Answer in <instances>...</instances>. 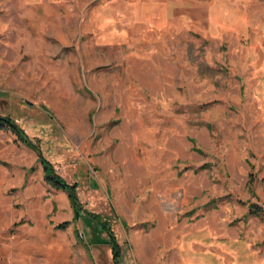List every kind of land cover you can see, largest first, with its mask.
I'll return each mask as SVG.
<instances>
[{"label":"rangeland","instance_id":"1","mask_svg":"<svg viewBox=\"0 0 264 264\" xmlns=\"http://www.w3.org/2000/svg\"><path fill=\"white\" fill-rule=\"evenodd\" d=\"M190 1L156 26V0H0V115L110 223L120 264H264L256 27L238 34L236 0ZM91 220L0 129V264H113Z\"/></svg>","mask_w":264,"mask_h":264},{"label":"trees","instance_id":"2","mask_svg":"<svg viewBox=\"0 0 264 264\" xmlns=\"http://www.w3.org/2000/svg\"><path fill=\"white\" fill-rule=\"evenodd\" d=\"M0 129L9 130L16 137V140L30 147L35 152L37 161L40 163L42 168L44 182L50 185L52 188L66 193L72 207V222H78L81 219L82 222L86 225V223L88 222L87 220L93 219L96 226L95 231L99 230L103 232L107 237V241L111 249L113 264H120L121 249L110 226V223L106 219H103L100 214L90 211L84 207L77 195V184L67 182L56 172L53 164L43 155L38 139L32 140L26 134L24 129L10 115H0ZM247 212L249 215L260 217L264 221V209L259 204H249ZM69 222L70 221L65 220L59 225H56V228H66ZM92 238L93 236L90 235L88 239L90 243L94 241L92 240Z\"/></svg>","mask_w":264,"mask_h":264},{"label":"crops","instance_id":"3","mask_svg":"<svg viewBox=\"0 0 264 264\" xmlns=\"http://www.w3.org/2000/svg\"><path fill=\"white\" fill-rule=\"evenodd\" d=\"M182 1L184 3V11H183L184 13L181 12V13H178L177 15L176 13H174V11L176 10V7L171 6V5L169 6L168 0H164V1L156 0V26L169 25L171 22V19L174 18L172 17V15L174 14H176L177 16L181 18H184L187 22L191 21L192 17L187 12L188 10L186 11V9L192 8L193 4L190 0H182ZM211 6L216 7L217 10H219L221 7L219 3H215V2H213ZM222 6L224 8L223 4ZM254 8L256 9V12L254 14L248 13L249 9L252 10ZM210 10L212 11V16H213L215 14L214 13L215 9L211 8ZM146 11H148L147 8H146ZM170 11H172L173 14H171L172 12ZM232 17H233L234 27L235 28L238 27V31H237L238 34L243 32L242 35H245L247 34L249 28L256 27L255 33L250 34V38H251L250 43H252V47H253V51L250 50L251 51L250 54L253 55V57L251 58L255 59L254 63H251V69H259L258 70V77H259L264 74V0L260 2L256 1L255 3L251 1H246V0L234 1L232 3ZM248 21H249V24H248ZM254 21H255V25L253 26ZM208 24L212 26H219V24L215 21V19L210 18V17L208 18ZM248 37H249V34H248ZM260 90L263 91L260 103H261L262 108H264V86L260 87ZM39 175L41 174L38 173V177H40ZM24 195H27V194L24 193ZM31 196L33 195L31 194Z\"/></svg>","mask_w":264,"mask_h":264}]
</instances>
